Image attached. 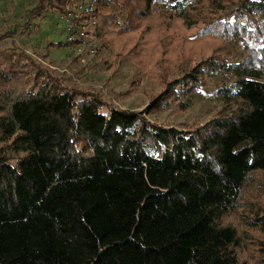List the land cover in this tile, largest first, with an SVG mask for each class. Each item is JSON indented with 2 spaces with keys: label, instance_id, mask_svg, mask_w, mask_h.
<instances>
[{
  "label": "trees",
  "instance_id": "trees-1",
  "mask_svg": "<svg viewBox=\"0 0 264 264\" xmlns=\"http://www.w3.org/2000/svg\"><path fill=\"white\" fill-rule=\"evenodd\" d=\"M237 1L226 16L219 0L206 7L210 34L239 40L242 60L200 59L149 102L161 110L221 76L216 96L237 110L185 130L0 51V264H250L221 225L248 176L264 173V0ZM69 3L37 0L33 13ZM192 3L201 9L202 0H95V36L130 30L156 5L189 20Z\"/></svg>",
  "mask_w": 264,
  "mask_h": 264
},
{
  "label": "rangeland",
  "instance_id": "rangeland-1",
  "mask_svg": "<svg viewBox=\"0 0 264 264\" xmlns=\"http://www.w3.org/2000/svg\"><path fill=\"white\" fill-rule=\"evenodd\" d=\"M213 1L202 0L201 9L193 3L188 5L189 20L181 18L184 11L179 14L156 5L137 16L130 30L103 39L95 36L88 45H94L97 52L94 56L84 54L86 61L82 63L66 42L59 11L46 7L33 13L37 0H0V36L16 31L0 42V51L20 50L64 87L95 93L119 109L141 112L151 123L178 130L198 127L215 116L237 110L235 104L216 96L223 84L221 76L207 78V87L188 99L171 101L161 110L151 112L149 102L200 59L215 56L239 62L244 57L239 40L210 34L208 22L215 18L210 12L214 8L208 11L206 5ZM219 1L213 6L223 8L222 16L235 11L238 2ZM111 10L120 12L114 6ZM182 101L183 107L178 105ZM260 217H264V173L254 172L246 179L234 209L221 220L223 227L236 231L235 253L240 261L261 264L264 260V223H254Z\"/></svg>",
  "mask_w": 264,
  "mask_h": 264
},
{
  "label": "built area",
  "instance_id": "built-area-1",
  "mask_svg": "<svg viewBox=\"0 0 264 264\" xmlns=\"http://www.w3.org/2000/svg\"><path fill=\"white\" fill-rule=\"evenodd\" d=\"M58 20L66 34V42L74 50L75 57L82 63L84 54L94 56L97 48L90 42L95 40L97 28V9L95 0H73L63 12L58 13ZM87 51V53H84Z\"/></svg>",
  "mask_w": 264,
  "mask_h": 264
}]
</instances>
